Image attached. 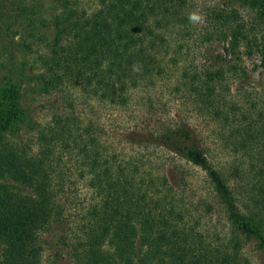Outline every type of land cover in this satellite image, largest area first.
<instances>
[{"label":"trees","instance_id":"1","mask_svg":"<svg viewBox=\"0 0 264 264\" xmlns=\"http://www.w3.org/2000/svg\"><path fill=\"white\" fill-rule=\"evenodd\" d=\"M34 1L0 0V24L26 16ZM89 1L49 0L53 30L38 56V83L52 114L36 134L33 158L11 146L0 148V264H39L43 231L56 232L73 264H112V255L132 259L137 247L143 249L140 264H240V237L254 240L264 256V111L254 115L234 104L224 111L216 90L221 70L183 71L175 87L187 89L192 103L220 123L217 139L245 168L244 178L235 171L246 186L243 193L213 165L208 144L187 120L158 119L152 128L121 135L130 147L166 151L206 175L232 235L225 244H210L198 224H188L177 210L169 194L171 170L156 179L138 176L143 169L134 157L104 144L92 106L125 107L141 84L166 75V35L185 23V0ZM244 1L264 6V0ZM254 17V26L264 24V10ZM233 27L224 61L238 58L242 42L255 44L263 79L264 36L250 40L243 25ZM19 96L8 97L2 116L16 113ZM202 205L209 212L215 204Z\"/></svg>","mask_w":264,"mask_h":264},{"label":"rangeland","instance_id":"2","mask_svg":"<svg viewBox=\"0 0 264 264\" xmlns=\"http://www.w3.org/2000/svg\"><path fill=\"white\" fill-rule=\"evenodd\" d=\"M51 6L49 0L34 1L26 16L4 19L0 24V148L11 146L27 158L35 156L36 134L48 124L52 114L47 105L49 98L42 93L38 83L42 71L38 56L46 52L52 37ZM183 7L185 23L180 30L169 31L166 35L170 45L163 61L166 75L155 77L146 85L141 84L132 92L131 101L125 107L109 108L93 102L96 109V116H93L105 132L104 144L110 143L120 156L130 155L142 165L143 170L138 176L152 175L156 179L171 170V177H167L172 187L169 194L173 195L177 210L185 216L188 224H198L197 230L210 244H225L232 238L229 222L213 200L206 175L193 164L172 157L166 151L139 150L130 147L129 143L124 144L121 137L131 129L152 128L158 119L168 121L175 117L187 120L208 144L213 165L224 173L231 185L234 184L241 193L245 191L246 186L240 185L235 173L237 171L239 177L244 178L243 162L216 137L220 123L212 113H204L192 103L187 89L180 87L176 90L175 87L180 84L178 80L183 71L190 74L221 70L223 74L217 77L216 90L221 94L218 100L226 104L224 111L231 104L254 115L257 110L264 111L260 50L255 44L242 42L238 58L224 61L228 58L224 50L228 43L226 35L235 24L245 27L250 40L258 38L261 41L264 24L256 27L253 21L264 6L253 8L244 0H185ZM9 96H19L20 103L15 114L5 117L1 114L8 110ZM204 203H214V209L205 211ZM38 237L39 264H73L70 250L57 242L55 231H43ZM240 239V264H264L263 253L256 242L244 237ZM103 250L109 255L113 253L110 246ZM142 253L143 249L137 247L132 259L112 255L111 263L140 264L138 258ZM1 254L0 261L3 260Z\"/></svg>","mask_w":264,"mask_h":264}]
</instances>
